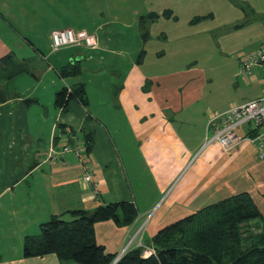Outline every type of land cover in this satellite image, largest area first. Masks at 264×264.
Segmentation results:
<instances>
[{"label": "crops", "instance_id": "1", "mask_svg": "<svg viewBox=\"0 0 264 264\" xmlns=\"http://www.w3.org/2000/svg\"><path fill=\"white\" fill-rule=\"evenodd\" d=\"M204 1L143 0L144 11L134 8L130 24L109 27L117 20L108 22L107 11L124 12L108 0H85L83 9L89 11L84 15L94 11L102 16L91 27L95 48L44 53L51 49V33L68 27L75 4L0 0V92L8 96L0 103V264H59L54 254L23 257L25 237L38 235L40 224L52 215L109 202L128 201L137 211L127 226L110 220L94 225L96 243L115 256L123 249L147 248L163 227L240 193L249 194L264 223V160L257 158L253 144L243 138L227 153L216 143H205L208 122L230 104L245 101L218 104L211 95L205 103L210 93L194 63L182 69L165 65L166 56L174 53L172 42L181 45L191 39L193 44L198 35L212 34L215 25H228L234 16H242L232 0ZM151 12L158 18L143 37L138 18ZM165 12L169 17H163ZM195 17L206 18L191 24ZM79 27L87 29L83 20ZM257 33L254 43H264V28ZM153 38L159 46L152 62L161 61L145 69ZM125 53L130 55L128 66L117 74L120 83L112 94L113 104L91 106L86 84L77 82L84 85L86 106L71 101L67 112H59L55 93L73 85L69 78L59 77L61 67L78 64L83 72L82 60L98 54L99 63H108V56ZM7 56L29 64L38 58L42 64L36 61L27 73L7 80L2 61ZM253 74L252 80H245L259 93L247 101L263 93L260 69L255 67ZM68 130L77 136L91 133L89 154L60 153L68 144ZM51 145L55 151L49 156ZM86 173L91 181L84 179Z\"/></svg>", "mask_w": 264, "mask_h": 264}, {"label": "trees", "instance_id": "2", "mask_svg": "<svg viewBox=\"0 0 264 264\" xmlns=\"http://www.w3.org/2000/svg\"><path fill=\"white\" fill-rule=\"evenodd\" d=\"M163 17H169V13H163ZM157 18L158 15L152 12L138 18L143 37L147 35V26ZM205 18L195 17L190 23ZM2 61L7 80L27 73L30 67L29 62H15L10 56ZM81 72L78 64H68L57 71L62 79L76 78ZM7 98L5 92H0V103ZM71 101L86 106L82 83L64 85L55 93V106L61 114L67 112ZM59 131L63 133L65 127ZM79 137L83 155L89 154L93 136L82 132ZM64 214H68V218H64ZM136 217V208L128 201L52 215L40 224L38 235L25 237L22 255L54 254L59 264H112L115 255L105 253L96 243L94 225L110 220L122 227L130 225ZM147 248L153 250L150 256L143 257L145 249L139 247L125 252L115 264H264V223L249 194L240 193L163 227L152 237Z\"/></svg>", "mask_w": 264, "mask_h": 264}, {"label": "rangeland", "instance_id": "3", "mask_svg": "<svg viewBox=\"0 0 264 264\" xmlns=\"http://www.w3.org/2000/svg\"><path fill=\"white\" fill-rule=\"evenodd\" d=\"M108 1L124 12L123 15H119L120 12L117 11V9L107 11L105 18L108 22L114 19L117 20L116 24H109V27H114L116 25L118 27L121 22H128L130 24L133 18L134 8L137 9L140 7V12L144 11L142 7L143 0ZM247 1L248 2L243 0H232L233 4L238 5L239 9H242L241 11L243 12L240 17L234 16L235 20H233L232 23L228 25H215L212 34L203 33L198 35L197 41L193 44L191 43V39H188L187 41H183L181 45L179 42H172L173 44L169 45V48L173 50L174 53L166 56L164 61L169 62L165 65L172 69H182L194 63V66H197L196 74L206 79L205 88H207V91L210 93L209 97H205V103L210 102L211 95L213 98L217 99V103L220 104L222 101L227 102L230 100L239 103L242 101L246 102L247 99L253 98L255 94L259 93L258 88L253 87L250 85V82L247 81L249 79L239 76L238 74L239 61L237 56L247 54V52L249 53L250 50H253L262 42L257 41V43H254L253 37L254 35H258V29L264 28V0ZM70 2L75 4V8L69 12L70 16L68 17L67 28L76 31L84 30L79 29L83 20L87 28L85 31L93 34L91 33L93 31L92 28H94L92 26L102 20L100 13L97 12L95 14L93 11L91 14L84 15V10H86V12L89 11L87 8L83 9L82 4L85 0H70ZM254 2H261V8L254 7ZM204 4H206V0ZM207 8L206 5L203 6L204 11H206ZM63 19L66 20L64 17ZM153 44L154 46L150 47L149 50L148 60L145 61L144 64L145 69H148L151 64L154 65L161 61L159 60L156 63L152 62L155 59V50L159 46L154 38ZM129 48H131V46ZM241 48L243 51H240ZM47 51H51V49L49 50L47 48L43 50L44 53ZM108 57V63L104 61L99 63L98 54L97 56L95 55L93 60L87 59L80 61L81 64H79L82 65L83 68L81 76L69 78L68 80L70 84H75L77 82L86 84V89L89 91L88 99L90 100L91 106H109L113 104L112 94L120 83L117 74L128 66L127 60L130 55L125 53V56L123 55L120 58L116 56ZM36 61H38L37 65L42 64L37 58V60L30 62L29 66H35ZM254 74H257V72H254ZM45 79L47 81L48 76ZM234 104L232 103L228 107Z\"/></svg>", "mask_w": 264, "mask_h": 264}, {"label": "built area", "instance_id": "4", "mask_svg": "<svg viewBox=\"0 0 264 264\" xmlns=\"http://www.w3.org/2000/svg\"><path fill=\"white\" fill-rule=\"evenodd\" d=\"M96 40L94 35L83 30H72L64 28L51 33L50 48L52 52H58L65 47L95 48ZM239 76L249 80L254 78L253 69L258 67L261 72L259 81L263 85V93L260 97L248 100L240 105L230 106L224 112L213 117L206 126L205 143H216L223 151L229 153L243 138L249 139L253 144L256 156L264 160V43L256 46L252 51L239 57ZM214 120H217L214 122ZM69 136L68 144L62 147L60 153L74 152L78 156L83 155V143L75 133L67 131ZM252 134V135H250ZM54 147L49 148V156L54 154ZM86 181H91L89 173L84 175ZM125 253L121 250L112 261L115 264ZM153 253L151 248H145L143 257Z\"/></svg>", "mask_w": 264, "mask_h": 264}]
</instances>
